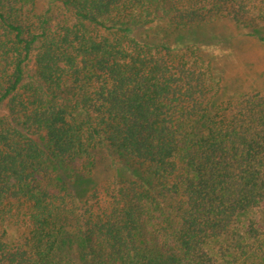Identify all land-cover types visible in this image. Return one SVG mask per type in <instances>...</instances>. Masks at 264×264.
I'll return each mask as SVG.
<instances>
[{"label": "trees", "instance_id": "1", "mask_svg": "<svg viewBox=\"0 0 264 264\" xmlns=\"http://www.w3.org/2000/svg\"><path fill=\"white\" fill-rule=\"evenodd\" d=\"M33 1L0 0V264H264L233 229L264 202V92L216 101L196 46L131 28L264 25V0H58L53 23ZM105 146L136 175L78 199L63 170Z\"/></svg>", "mask_w": 264, "mask_h": 264}, {"label": "rangeland", "instance_id": "2", "mask_svg": "<svg viewBox=\"0 0 264 264\" xmlns=\"http://www.w3.org/2000/svg\"><path fill=\"white\" fill-rule=\"evenodd\" d=\"M33 3L35 13L46 14L49 23L64 17V9L58 0H34ZM131 28L141 40L196 46L210 61L212 73L219 80L216 101L255 91L264 92V25L245 27L229 18H221L193 28H174L163 20L148 24L134 22ZM63 171L66 178L74 177L70 187L78 199H83L93 188L113 176L132 178L136 175V170L107 146L95 153L92 162L77 161ZM249 220L264 233V202L238 214L233 229L242 233ZM2 229L6 243L13 244L27 233L28 227L20 220L8 218L2 222ZM251 247H256L255 243Z\"/></svg>", "mask_w": 264, "mask_h": 264}]
</instances>
